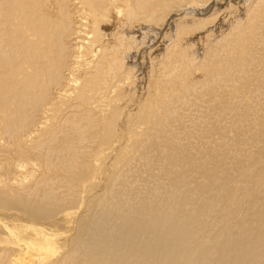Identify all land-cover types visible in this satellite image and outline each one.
<instances>
[{"label": "bare ground", "instance_id": "6f19581e", "mask_svg": "<svg viewBox=\"0 0 264 264\" xmlns=\"http://www.w3.org/2000/svg\"><path fill=\"white\" fill-rule=\"evenodd\" d=\"M0 210V264H264V0H0Z\"/></svg>", "mask_w": 264, "mask_h": 264}, {"label": "rangeland", "instance_id": "374dc122", "mask_svg": "<svg viewBox=\"0 0 264 264\" xmlns=\"http://www.w3.org/2000/svg\"><path fill=\"white\" fill-rule=\"evenodd\" d=\"M0 211H2V210H0ZM7 212V211H6ZM4 216V215H3ZM5 219V221L7 222V219H6V217H4ZM1 220H3V219H1ZM60 231H62V230H60ZM64 232V230L62 231V233Z\"/></svg>", "mask_w": 264, "mask_h": 264}]
</instances>
